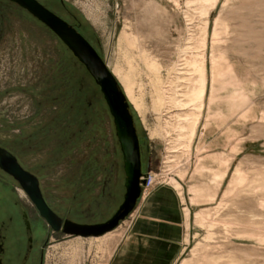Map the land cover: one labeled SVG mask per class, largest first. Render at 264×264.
<instances>
[{"label":"rangeland","instance_id":"rangeland-1","mask_svg":"<svg viewBox=\"0 0 264 264\" xmlns=\"http://www.w3.org/2000/svg\"><path fill=\"white\" fill-rule=\"evenodd\" d=\"M38 1L78 29L125 93L119 75L131 76L143 173L158 178L134 217L104 236L53 235L43 264H108L159 189L178 197L175 264H264V0ZM0 147L66 219L105 223L123 204L122 154L100 88L52 31L6 0ZM11 190L26 204L0 170V218Z\"/></svg>","mask_w":264,"mask_h":264},{"label":"water","instance_id":"water-1","mask_svg":"<svg viewBox=\"0 0 264 264\" xmlns=\"http://www.w3.org/2000/svg\"><path fill=\"white\" fill-rule=\"evenodd\" d=\"M26 11L52 31L68 48L100 88L104 101L113 118L115 135L120 147L125 175L123 204L113 217L101 224H80L57 215L45 201L39 179L22 167L18 159L0 147V170L9 175L33 202L41 217L54 233L65 238H97L115 230L137 208L143 192L145 177L142 155L133 111L121 84L100 57L95 48L80 32L50 11L38 0H6Z\"/></svg>","mask_w":264,"mask_h":264},{"label":"crops","instance_id":"crops-1","mask_svg":"<svg viewBox=\"0 0 264 264\" xmlns=\"http://www.w3.org/2000/svg\"><path fill=\"white\" fill-rule=\"evenodd\" d=\"M177 198L166 189L153 193L108 264H175L183 235Z\"/></svg>","mask_w":264,"mask_h":264},{"label":"flooded vegetation","instance_id":"flooded-vegetation-1","mask_svg":"<svg viewBox=\"0 0 264 264\" xmlns=\"http://www.w3.org/2000/svg\"><path fill=\"white\" fill-rule=\"evenodd\" d=\"M7 192L9 196L4 202L8 209L0 218V264H43L45 250L52 236L59 238L63 235L48 229L50 227L24 191L26 204L11 196L13 190Z\"/></svg>","mask_w":264,"mask_h":264},{"label":"built area","instance_id":"built-area-1","mask_svg":"<svg viewBox=\"0 0 264 264\" xmlns=\"http://www.w3.org/2000/svg\"><path fill=\"white\" fill-rule=\"evenodd\" d=\"M143 180L145 184L142 186V198L149 195L155 189V186L158 183V178L153 174H146ZM131 217H134V214H132Z\"/></svg>","mask_w":264,"mask_h":264},{"label":"bare ground","instance_id":"bare-ground-1","mask_svg":"<svg viewBox=\"0 0 264 264\" xmlns=\"http://www.w3.org/2000/svg\"><path fill=\"white\" fill-rule=\"evenodd\" d=\"M217 1V0H216ZM120 79L119 80H123L125 81L126 83H128V86H126V94L127 96L129 97L131 95V91H132V79H131V76L128 74L126 75V77H122L121 75H119ZM202 82L205 81V76L202 75V78H201ZM205 83V82H204ZM204 91H205V85H204ZM170 180V179H169ZM171 180H174L173 178Z\"/></svg>","mask_w":264,"mask_h":264}]
</instances>
